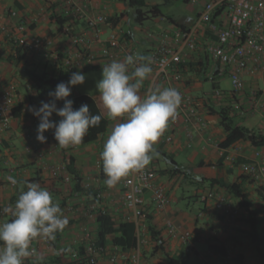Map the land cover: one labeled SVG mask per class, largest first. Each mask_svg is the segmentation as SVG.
Masks as SVG:
<instances>
[{"label":"crops","instance_id":"obj_1","mask_svg":"<svg viewBox=\"0 0 264 264\" xmlns=\"http://www.w3.org/2000/svg\"><path fill=\"white\" fill-rule=\"evenodd\" d=\"M169 1L173 0H165L164 3ZM190 1L193 0H188ZM205 2L206 0H198V8L194 9L193 22ZM95 5L97 11L115 20L122 16L116 24L106 29L104 37H108L112 31L121 29L123 42L144 55H150L166 35L173 37L176 28H189L194 24L187 25L174 17L165 19L160 15V19L167 21L169 25L162 28L158 35L153 33L151 35L148 29L142 26L143 23L136 22L134 13L130 12L126 0H100ZM65 8L63 0H0V86L12 87L15 90V108L19 112L8 128H0V208L14 205L19 190L25 187L23 181L39 182L59 202L64 215L69 219L65 230L60 232L61 238L57 243L52 242L50 245L40 239L32 244L38 254L44 257L43 264H57L54 262L57 255L64 256L66 261L76 258L75 255L86 242L84 228H87L93 237L95 235L97 211L102 209L111 212L118 221L125 219L128 212L122 199L125 178L116 186L107 187L104 183L105 176L100 159L103 143L111 128L119 120L108 119L106 131L98 135L95 140L66 149L57 145L54 129L44 133L45 142L42 143L36 138L39 117L33 115L29 109L33 106L38 108L41 101L49 102L52 98L49 95L44 98L38 97L28 74L29 70L33 69L53 70V61L46 57L43 51L31 53L23 50L16 53L13 37L23 35L18 27L20 23H23L26 27L24 33L28 37L36 35L49 37L54 40L55 47H65L69 36L85 27L84 20H80L74 26L72 34L62 31L56 22L55 15L64 14ZM13 10L20 13L21 20L11 17ZM41 12L44 15L40 20L29 24L32 18ZM132 21L136 24L133 25ZM206 42L207 35H204L199 41L198 48L187 52L184 62L179 64L177 69L170 71L171 81L168 84L159 80L154 86L168 87L170 85L180 94L192 96L199 105L201 116L206 120L207 127L189 125L183 122V119L174 126L170 120L167 129L156 143L155 149L158 155L154 156L147 167L156 171V182L167 187L172 203L165 210H158L151 198V193L146 194L142 228L145 227L148 243L142 248V253L147 251L150 256L152 255V259L162 253L161 250L155 252L153 248L147 231L146 217L148 216L152 224L161 230V236L165 241L164 252L170 255H181L186 264H189L188 260L191 264L200 262L224 264L223 256L214 253L211 255L210 248L208 251L200 250L199 242H206L208 245L220 242L227 249H232L235 256L233 264L253 263V261H247V256L251 253L256 258L254 263L258 264L255 251L239 231L243 228L240 222L226 219L211 203L203 202L201 209L191 207L195 200L201 201L197 196L202 192L212 189L225 191L219 184L210 186L211 180L226 183L237 181L244 174L241 164L253 160L258 149L249 142H238L228 149L221 148L219 144L224 139L225 133L220 126L219 116L210 114L209 107L229 106L239 122H246L264 132V71L245 74L244 90L234 93L231 91V81L227 70L210 60L205 54ZM140 44L143 47H140ZM124 57L125 55L121 60ZM175 74H181L180 80L175 79ZM152 76L151 73L145 81L140 91L141 96L147 95L148 90L151 89ZM226 83L230 86L226 87ZM215 89L224 91V96L220 99L212 98ZM78 94L81 93L71 90L67 99L73 100ZM84 94L89 95V93ZM96 103L106 117V111H103L97 101ZM56 104L58 108L63 107L61 100H57ZM50 119L58 122L61 117L53 113ZM188 128L194 133L191 142L185 135ZM170 134L173 135L174 140L167 143L165 138ZM261 151L264 153V148H261ZM230 156H233L235 160L231 161ZM175 164L182 166L189 176L186 177L181 173L172 175L171 168ZM8 176L15 177L21 183L16 186L11 185L6 179ZM256 184L244 182L245 188L252 192L255 201L257 200ZM99 193L102 194L101 198L97 197ZM228 195L235 203L232 195ZM69 207H72V210H69ZM6 220L8 217H0V222ZM169 221L174 222L180 231L193 233L191 241L193 252H187L185 244L179 237L168 231L166 224ZM236 240L239 243H236ZM245 246H249L250 254ZM113 249L112 246H108L107 250ZM26 264H31V259ZM98 264H108L107 254L99 258ZM128 264L131 263L128 262ZM142 264L151 263L143 262Z\"/></svg>","mask_w":264,"mask_h":264},{"label":"built area","instance_id":"obj_2","mask_svg":"<svg viewBox=\"0 0 264 264\" xmlns=\"http://www.w3.org/2000/svg\"><path fill=\"white\" fill-rule=\"evenodd\" d=\"M98 1L100 2L63 0L66 7L64 14H71L76 20L85 22V27L81 31L69 36L65 47H55L54 40L49 37L39 35L28 37L24 33L26 27L23 23L18 26L23 35L14 36L13 42L25 52H45V56L53 61V67L67 74L88 68H102L112 60H121L124 55H136L138 52L123 42L121 29L112 31L108 37H104L111 23L105 13L95 9ZM43 15V12L39 13L29 24L37 23ZM11 17L21 20L17 10L11 11ZM173 33V37L168 35L163 37L150 53L153 57L151 88L159 80L168 84L171 81L170 71L177 69L179 64L184 62L188 51H195L198 48L199 41L204 35H207L205 54L227 70L232 92L244 90L245 74L264 71V0H206L194 24L189 28H176ZM180 78L181 74H175L176 80ZM224 94L221 89H215L212 98L220 99ZM181 96L182 103L176 119L171 120L172 124L177 126L183 119L186 124L206 128L207 122L202 118L195 99L188 94ZM15 97V90L12 87L0 86V128H8L15 118ZM185 135L190 142L194 138V133L189 128ZM173 140L172 134L165 138L167 143ZM230 157L231 161L235 160L233 156ZM241 169L264 187V153L260 148L257 149L253 160L241 164ZM148 192L151 193L158 210H165L171 205L172 197L166 186L156 182L154 169L146 167L142 172L130 174L124 179L122 199L128 210L125 218L134 222L137 227L136 246L127 252H121L117 247L106 251L105 248L97 246L90 231L84 228L86 235L84 256L88 262L98 264L99 258L107 254L108 264H124L125 261L142 264V248L148 243L145 227L142 228ZM97 197L101 198L102 194L99 193ZM199 197L202 202L211 203L228 220H236L242 214L240 208L222 191L208 190L200 193ZM2 209L0 215L6 216L7 213H3ZM68 209L72 210V207ZM166 228L171 234L179 237L185 244L187 252L194 251L191 245L193 239L191 231H180L172 221L167 222ZM51 243L52 241H46L47 245ZM234 260L233 250L227 249L224 264H233Z\"/></svg>","mask_w":264,"mask_h":264},{"label":"clouds","instance_id":"obj_3","mask_svg":"<svg viewBox=\"0 0 264 264\" xmlns=\"http://www.w3.org/2000/svg\"><path fill=\"white\" fill-rule=\"evenodd\" d=\"M153 57L137 53L123 60H112L102 66L101 79L96 83L106 117L116 121L111 128L100 153L104 183L111 188L130 174L142 172L158 155L155 145L167 129L170 120H175L182 103L180 92L174 87L157 86L141 96L140 91L153 71ZM85 82V74L73 72L69 80L60 82L48 93L52 99L40 102V107H30L39 117L37 140L46 141L44 133L54 129L58 146L66 149L83 142L92 127L99 125L101 115H93L87 104L73 108L67 99L72 86ZM63 101L57 107L56 101ZM56 113L61 119L55 122L50 117ZM16 186L21 183L13 176L6 178ZM12 207H3L11 219L0 222V264H43L44 257L32 247L34 241H55L69 223L58 201L39 182L23 181Z\"/></svg>","mask_w":264,"mask_h":264},{"label":"trees","instance_id":"obj_4","mask_svg":"<svg viewBox=\"0 0 264 264\" xmlns=\"http://www.w3.org/2000/svg\"><path fill=\"white\" fill-rule=\"evenodd\" d=\"M130 8H134V17L136 22L143 23L145 20L151 17H158L162 15L159 4L149 5L146 0H126ZM188 2V0H183ZM122 16L115 20L113 17H108V21L111 25L116 24ZM56 22L62 31L67 34H72L74 26L77 21L71 14H60L55 15ZM16 53L22 52L23 49L19 46H15ZM93 69H85L83 71H89ZM72 73H65L63 70H29V78L34 84V91L37 96L44 98L48 93L55 89L56 85L60 82H65L70 78ZM73 108L78 109L82 104H87L90 108V112L93 115H101V121L98 126L89 129L87 135L84 137L82 143H87L95 140L98 135L106 131L108 127V119L102 114L101 110L97 106L96 100L86 94H78L73 98ZM198 105V104H197ZM199 106V105H198ZM18 111L15 108V117L18 116ZM210 114H217L220 119V126L222 127L225 137L220 142V147L228 149L238 142H249L255 148H264V132L255 128L246 122H239L232 109L229 106H222L219 108L209 107ZM176 163V162H175ZM172 175L181 173L189 176V173L183 170L182 166L175 164L171 168ZM255 183L256 181L251 178L248 174H242L239 179L235 182H221L217 180H211L210 186L216 184L220 185L225 191L216 189L225 194L232 200L228 195L231 194L235 199V204L240 208L242 214L236 221L243 225L239 231L243 237L252 246L258 259V264H264V187L259 183L255 186V194L257 200H254L252 192L247 191L244 186V182ZM199 199V194L197 196ZM1 209V208H0ZM8 220L11 219L10 213L6 216ZM147 219V231L150 235L153 248L156 251L161 250L162 253L167 257L169 264H186L184 257L181 255H170L165 251V241L161 236V230L157 229L151 222L150 217ZM96 229L94 235V241L98 247L105 248L108 251V246L117 247L121 252H127L136 246L137 232L136 225L132 221H128L126 218L118 221L113 213L106 210H99L95 214ZM61 238L60 232L56 235V240L52 241L57 243ZM86 245V242H85ZM85 245L82 246L79 253L76 254V258H71L69 261L65 260L64 256L57 255L54 262L57 264H91L84 256ZM210 250L219 256H225L227 254V248L222 243H212L209 245Z\"/></svg>","mask_w":264,"mask_h":264},{"label":"rangeland","instance_id":"obj_5","mask_svg":"<svg viewBox=\"0 0 264 264\" xmlns=\"http://www.w3.org/2000/svg\"><path fill=\"white\" fill-rule=\"evenodd\" d=\"M149 5H153L155 2L159 3L161 12H162V16L167 19V17H174L175 19H177L179 22L185 23L187 25H192L194 22V9L198 8V0H193L190 2H185L183 0H173V1H169L167 3H164L165 0H146ZM129 7V6H128ZM131 13H134L135 9L134 8H129ZM132 24L135 25L136 22L132 21ZM169 24L167 23V21H162L160 19V16L158 17H151L147 20H145L142 24V26L144 28L148 29V33H152L154 35H158L159 31L162 28H166ZM140 47H143L142 44H140ZM83 74H85V82L81 85H77V86H72V90L78 92V93H89L90 96H92L101 106V108L103 109V111L105 112V109L103 108L102 102H101V98H100V94L96 88V83L99 79H101V74H102V68L99 69H94V70H89V71H80ZM69 79H67L68 81ZM66 81V82H67ZM230 85L228 83H226V87H229ZM191 207H194L195 209H201L203 207V202L201 201H197L195 200L194 203L191 204ZM236 243H239L236 240ZM241 245V243H240ZM247 252L250 248H248L249 246H245ZM198 248L202 251H208L209 249V245L206 242H199L198 243ZM148 254V255H147ZM150 253H146L143 252L142 253V263L144 262H150L151 264H169L166 256L161 253L159 256H157V258H153L152 259V255H149ZM248 254H250V251L248 252ZM239 259V258H238ZM237 259V260H238ZM255 256L253 253H251L250 255L247 256V261H253V263H248V264H255ZM155 260V261H154ZM195 260V258H194ZM240 261V260H239ZM238 261V262H239ZM188 263H190V261L188 260ZM125 264H128V261H125ZM199 264H202V262H200Z\"/></svg>","mask_w":264,"mask_h":264}]
</instances>
